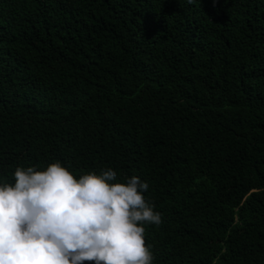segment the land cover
Here are the masks:
<instances>
[{"label":"trees","instance_id":"16d2710c","mask_svg":"<svg viewBox=\"0 0 264 264\" xmlns=\"http://www.w3.org/2000/svg\"><path fill=\"white\" fill-rule=\"evenodd\" d=\"M57 160L149 184L154 264H264V0H0V179Z\"/></svg>","mask_w":264,"mask_h":264},{"label":"clouds","instance_id":"9594fccd","mask_svg":"<svg viewBox=\"0 0 264 264\" xmlns=\"http://www.w3.org/2000/svg\"><path fill=\"white\" fill-rule=\"evenodd\" d=\"M192 0H189L191 3ZM0 179V264H154L145 225L161 213L138 176L112 168L74 175L59 160Z\"/></svg>","mask_w":264,"mask_h":264}]
</instances>
